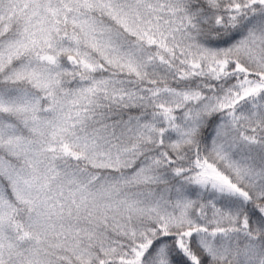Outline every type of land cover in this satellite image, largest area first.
I'll use <instances>...</instances> for the list:
<instances>
[{
	"label": "snow or ice",
	"instance_id": "snow-or-ice-1",
	"mask_svg": "<svg viewBox=\"0 0 264 264\" xmlns=\"http://www.w3.org/2000/svg\"><path fill=\"white\" fill-rule=\"evenodd\" d=\"M0 264H264V0H0Z\"/></svg>",
	"mask_w": 264,
	"mask_h": 264
}]
</instances>
